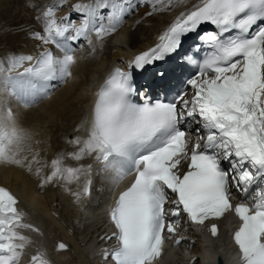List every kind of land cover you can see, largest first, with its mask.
<instances>
[{"label":"snow or ice","instance_id":"snow-or-ice-1","mask_svg":"<svg viewBox=\"0 0 264 264\" xmlns=\"http://www.w3.org/2000/svg\"><path fill=\"white\" fill-rule=\"evenodd\" d=\"M174 2L153 0L154 10ZM59 6L43 11L42 31L31 36L41 45H53L60 55L44 47L35 56L10 55L0 62V84L25 107L48 94V82L72 76L78 59L73 44L83 38L91 45L88 37L93 32L102 41L116 30L125 11L121 0L76 4L74 10L85 14L77 25L67 16L56 18ZM103 8L110 9L109 23L96 26L92 18ZM205 24L214 30L199 34L192 54L182 57L198 69L187 80L190 96L185 89L171 97L133 103L132 73L116 67L96 92L90 117L82 122L87 135L69 140L77 149L67 154L71 159L92 157L101 171L112 173L116 184L132 177L108 212L114 230L107 239L116 243L102 254L113 264H155L182 214L202 225L230 211L241 222L233 235L240 264H264V0H197L128 67L142 69L177 53ZM201 50L205 54L197 60ZM33 142L34 133L19 123L11 107L0 104V163L34 172L41 188L91 173V164L86 169L65 166L63 154L50 165L42 164ZM183 161L187 170L181 172ZM46 167L51 169L47 174ZM90 185L91 180L86 181L83 195H89ZM230 188L242 194V202L233 206ZM72 195L80 200V192ZM23 230L39 231L25 222L18 198L0 186V264H20L32 243ZM209 231L215 237L217 225ZM181 240L176 238L175 244ZM65 248L58 245L59 250ZM28 264L51 262L37 250Z\"/></svg>","mask_w":264,"mask_h":264},{"label":"bare ground","instance_id":"bare-ground-1","mask_svg":"<svg viewBox=\"0 0 264 264\" xmlns=\"http://www.w3.org/2000/svg\"><path fill=\"white\" fill-rule=\"evenodd\" d=\"M75 1L78 0H37L36 4L43 8L59 3L57 10H62L70 9V5ZM196 1L175 0L170 7L156 11L150 0H129L128 3L123 0L126 6L136 10L131 21L129 20L130 23L122 29L117 28L116 32L107 35L102 41L92 37L88 38L92 40L91 45L85 39L79 46L73 47L78 59L72 68V76L65 80L58 79L52 91L38 98L29 107H25L15 97L8 96L0 84V104L11 107L19 123L34 133L33 148L39 151L42 164L50 165L53 158L63 154L65 166L73 168L84 166L86 169L89 164L92 165L91 173L82 174L79 180H73L71 183L57 181L41 188L39 178L34 172H29L24 167L0 163V185L12 191L19 200L20 209L30 214L27 220L39 229L38 238L41 245L43 246L45 237L52 235H57L61 243L66 244V248L61 251L55 249V246L52 249L48 247L44 249L45 254L55 261V264H65L61 261L65 255L69 256L67 261L69 264H106L102 258V250L113 242L107 239L109 227L105 217L116 187L112 173L101 171V165L90 156L75 160L67 155L77 150L69 140L87 135L81 125L88 119L87 105L94 91V81L114 65L123 66L129 50L136 53L151 45L155 36L169 24L168 18L179 14ZM24 4L29 5V0H0V62H6L7 57L17 55L15 53L34 55L47 47L31 36L33 32L42 30L41 19H37L38 16L41 17V13H37L33 8L28 9L30 19L21 17L18 8ZM155 7L160 8L161 5L156 4ZM153 13L157 14V18H152ZM118 34H121L123 39L126 37L127 41L116 44L121 50H118L117 54H111L113 46L111 39ZM55 54L60 55L59 50L55 49ZM170 73L171 70L168 75ZM168 75H163L164 81L168 79ZM145 76L150 84L147 88L148 94L154 99L160 91L159 86L155 84L152 75ZM144 84L140 86L146 87ZM50 170V167H46L44 173L47 174ZM88 180H91V185L87 197L83 195L82 190ZM66 188L70 191H66ZM73 192L81 193L79 201L72 195ZM215 224L218 227V234L215 237L212 236L209 227L202 231L205 238L198 239L197 235L188 232L187 235L192 239L189 242L181 235V243L170 249L169 255L155 264H176L174 262L176 256H187L185 264H192L194 261H197V264L203 262L206 264L205 258L202 262L196 256H192L198 251L200 244H206L214 250L220 248L227 253L228 263L225 264H232L229 243L234 221L224 219ZM50 228H53L51 233ZM33 233L26 230L30 238L35 236Z\"/></svg>","mask_w":264,"mask_h":264},{"label":"rangeland","instance_id":"rangeland-1","mask_svg":"<svg viewBox=\"0 0 264 264\" xmlns=\"http://www.w3.org/2000/svg\"><path fill=\"white\" fill-rule=\"evenodd\" d=\"M37 3V0H29V5L27 4H24L23 6H21V7H19L18 8V12L20 13V16L21 17H23V18H28V19H30L29 18V12H28V9H33L34 8V10L37 12V13H40V10H41V8H39L38 6L39 5H37L36 4ZM31 5V6H30ZM33 5V6H32ZM35 5H37L36 7H35ZM29 6V7H28ZM134 14L135 13H133V14H130V15H128V16H126L125 18H124V21H123V25L121 24V26H120V28L122 29L125 25H127V23H130V21H131V19H132V17L134 16ZM152 18H157V14H154L153 13V15H152ZM126 19V20H125ZM130 20V21H129ZM90 38H92V37H90ZM111 41H112V43H113V46H112V50H111V54H117L119 51L118 50H121L120 49V47H118L116 44H118V43H120V41L121 42H126L127 41V38L126 37H124V39L122 38V36H121V34H118L117 36H114L112 39H111ZM123 45H125V43L123 44ZM146 47V46H145ZM144 47V48H145ZM26 214V217H27V219H29L30 218V214L27 212V213H25ZM52 229L53 228H50L49 229V233H51L52 232ZM56 236V237H55ZM59 239V240H58ZM61 243V239H60V237L58 238V236L57 235H52L51 237H45L44 238V240H43V246H44V249L45 248H50V249H52V247L53 246H55V249H57L58 251H61V250H59L58 249V245ZM66 245V244H65ZM179 258L180 259H183V260H179ZM186 258H188L187 256L186 257H180V256H176L175 257V260H174V262H176V264H185V261H186ZM69 260V256L68 255H65V256H63L62 258H61V261H62V263H70V262H67ZM191 264V263H190ZM192 264H197V261H194Z\"/></svg>","mask_w":264,"mask_h":264},{"label":"water","instance_id":"water-1","mask_svg":"<svg viewBox=\"0 0 264 264\" xmlns=\"http://www.w3.org/2000/svg\"><path fill=\"white\" fill-rule=\"evenodd\" d=\"M220 264V263H219Z\"/></svg>","mask_w":264,"mask_h":264}]
</instances>
